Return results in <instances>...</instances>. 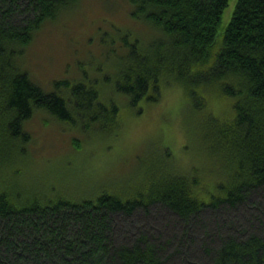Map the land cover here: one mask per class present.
I'll return each instance as SVG.
<instances>
[{"label": "trees", "instance_id": "16d2710c", "mask_svg": "<svg viewBox=\"0 0 264 264\" xmlns=\"http://www.w3.org/2000/svg\"><path fill=\"white\" fill-rule=\"evenodd\" d=\"M126 1L148 30L108 45L127 50L115 80L48 92L16 59L78 0H0V170L32 157L37 112L118 130L109 95L159 102L170 87L183 89L203 158L135 188L70 195L0 174V264H264V0H238L224 28L230 0Z\"/></svg>", "mask_w": 264, "mask_h": 264}, {"label": "rangeland", "instance_id": "374dc122", "mask_svg": "<svg viewBox=\"0 0 264 264\" xmlns=\"http://www.w3.org/2000/svg\"><path fill=\"white\" fill-rule=\"evenodd\" d=\"M237 1L230 0L225 8L223 28L229 24ZM70 8L39 30L27 51L16 59L20 69L48 92L59 80H115L127 50L112 45L109 54L108 45L125 36L132 40L138 32L148 30L131 17L132 6L126 0H78ZM163 95L159 102L142 99L137 103L118 91L109 95L119 106L118 119L123 125L118 130L109 125L101 126L105 131L97 126L83 131L80 125L37 112L26 122L35 141L32 157L19 159L17 172L7 169L0 174L32 187L55 182L61 193L70 195L75 187L135 188L153 169L169 173V167L195 166L203 156L193 127L188 125L190 113L183 89L170 87ZM75 141L81 144L80 149L74 147ZM166 151L172 159L165 156Z\"/></svg>", "mask_w": 264, "mask_h": 264}]
</instances>
